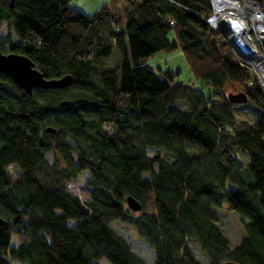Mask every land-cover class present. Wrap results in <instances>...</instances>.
Segmentation results:
<instances>
[{"label": "trees", "instance_id": "16d2710c", "mask_svg": "<svg viewBox=\"0 0 264 264\" xmlns=\"http://www.w3.org/2000/svg\"><path fill=\"white\" fill-rule=\"evenodd\" d=\"M129 2L122 13L89 16L71 0H0V51L28 57L49 80L74 77L30 97L0 73V264H145L113 221L151 247L153 264H201L191 242L210 264H264L263 89L208 25V0ZM162 51H180L195 83L152 70L149 58ZM228 84L259 122L235 116L241 105L227 101ZM223 201L247 230L233 250L218 226Z\"/></svg>", "mask_w": 264, "mask_h": 264}, {"label": "rangeland", "instance_id": "374dc122", "mask_svg": "<svg viewBox=\"0 0 264 264\" xmlns=\"http://www.w3.org/2000/svg\"><path fill=\"white\" fill-rule=\"evenodd\" d=\"M129 0H71L70 6L74 9L84 12L87 15H93L104 7H108L113 13H122L129 6ZM8 32V26L6 24L0 25V34L6 35ZM121 57V55H120ZM122 58V57H121ZM148 66L155 72L158 69L162 68L163 70L169 69L175 72H180V76L178 78V82L188 83L194 82L193 73L190 71L186 60H184L183 55L180 51H171L167 52H159L158 54L152 56L148 60ZM116 63V59H110L107 63L109 67H113ZM120 63V61H119ZM121 64V63H120ZM113 69V68H111ZM204 92L211 98L215 92V89H212L207 84L203 83L202 86ZM238 92H243L239 89V87L228 84L224 89V96L227 97L229 94H236ZM181 106L186 107L184 104H180ZM235 116L240 118L245 122H249L250 124H256L262 117V114L259 111H256L252 105H242L237 108L235 111ZM228 131L232 134L234 133V127L228 126ZM148 155L153 157L156 154L155 149H148ZM167 161H172L173 158L168 154L164 153L163 156ZM242 165L247 166L248 160L247 158L242 157L239 162ZM245 179L248 183L251 184L252 180H250V175H248L247 171L244 172ZM145 178H149V174H144ZM228 189L233 188L232 186H227ZM228 204L223 201L222 207L220 209H216V213L218 216V226L225 233L226 237L230 241V250H233L235 247L240 245L244 239L247 238V230L245 229V224L241 223L239 217L234 212H229ZM141 215L140 212H134L133 217H139ZM110 229L113 233L121 237L127 245L130 246L133 254L142 259L145 264H153L156 259V255L154 251L148 244H145L139 237L138 234L134 231V229L126 224H122L120 221H113L110 224ZM17 240L13 239L12 247H17ZM190 247L197 259V261L201 264H210L202 253L201 248L197 243L191 242ZM97 264H109L106 259L100 260L96 262ZM12 264H22L21 262L14 261Z\"/></svg>", "mask_w": 264, "mask_h": 264}, {"label": "built area", "instance_id": "2783aa9c", "mask_svg": "<svg viewBox=\"0 0 264 264\" xmlns=\"http://www.w3.org/2000/svg\"><path fill=\"white\" fill-rule=\"evenodd\" d=\"M212 13L208 25L222 31L239 65L248 68L264 92V5L258 0H208ZM225 3H234L225 6ZM173 26V21H170ZM239 161L240 155L234 156Z\"/></svg>", "mask_w": 264, "mask_h": 264}, {"label": "water", "instance_id": "95a60500", "mask_svg": "<svg viewBox=\"0 0 264 264\" xmlns=\"http://www.w3.org/2000/svg\"><path fill=\"white\" fill-rule=\"evenodd\" d=\"M11 7L14 8L13 1ZM0 73L13 79L18 89L24 90L30 97L33 96L34 89H60L68 88L73 85L74 77L71 75H64L63 78H53L51 80L44 78V75L35 67V63L28 57L20 54L9 53L5 54L0 51ZM227 101L231 104L247 105L250 100L244 92L227 95ZM65 105V104H63ZM48 133L56 135L57 131L53 128H47ZM129 211L132 213L140 212L142 207L132 197L126 199ZM5 224L4 219L0 217V226ZM225 264H237L235 262H227Z\"/></svg>", "mask_w": 264, "mask_h": 264}, {"label": "bare ground", "instance_id": "6f19581e", "mask_svg": "<svg viewBox=\"0 0 264 264\" xmlns=\"http://www.w3.org/2000/svg\"><path fill=\"white\" fill-rule=\"evenodd\" d=\"M228 4H230V3H225L224 5H225V6H228ZM232 4H234V3H231V4H230V5H231L230 7H232ZM142 67H144V65H142ZM263 75H264V71H263ZM263 78H264V77H263Z\"/></svg>", "mask_w": 264, "mask_h": 264}]
</instances>
